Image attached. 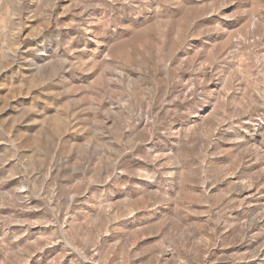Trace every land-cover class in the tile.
I'll return each instance as SVG.
<instances>
[{"label":"rangeland","instance_id":"1","mask_svg":"<svg viewBox=\"0 0 264 264\" xmlns=\"http://www.w3.org/2000/svg\"><path fill=\"white\" fill-rule=\"evenodd\" d=\"M0 264H264V0H0Z\"/></svg>","mask_w":264,"mask_h":264},{"label":"bare ground","instance_id":"2","mask_svg":"<svg viewBox=\"0 0 264 264\" xmlns=\"http://www.w3.org/2000/svg\"><path fill=\"white\" fill-rule=\"evenodd\" d=\"M242 235V233H240Z\"/></svg>","mask_w":264,"mask_h":264}]
</instances>
